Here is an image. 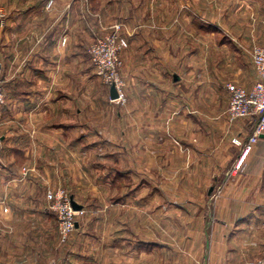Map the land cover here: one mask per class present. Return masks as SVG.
<instances>
[{
	"label": "rangeland",
	"instance_id": "1",
	"mask_svg": "<svg viewBox=\"0 0 264 264\" xmlns=\"http://www.w3.org/2000/svg\"><path fill=\"white\" fill-rule=\"evenodd\" d=\"M50 1L49 11L59 5L58 13L63 14L67 2L53 0L50 6ZM77 1L79 31L89 16L93 22L91 41L78 60L65 65L63 103L56 106L48 98L52 105L47 109L43 0H0V23L13 19L23 27L10 37L8 54L14 51L18 66L12 69L13 80L3 82L6 100L0 104V247L43 244L42 253L15 254L16 260L21 255L28 260L41 257L43 264H218L212 260L217 238L231 231L228 227L222 231L220 220L229 215H221L219 208L235 191V187L229 189L231 184L245 175L246 164L234 172L240 148L232 149L233 164L226 166L216 154L204 157V163L198 156L177 155L170 139L142 140L137 134L141 116L136 106L138 75L142 67L150 68L151 60L138 56L135 38L141 31L152 35L158 23L186 20L183 9L190 0ZM116 23L125 25L129 40L121 68L125 97L120 100L111 97L112 86L96 73L89 54L95 39L110 33ZM231 29L241 36L253 31ZM255 30L257 35L264 33V28ZM197 33L192 30L193 50L205 41ZM237 39L222 49L209 33L207 56L193 55L190 60L180 59L184 42L179 44L181 51L176 44L173 65L193 97L208 85L218 102L228 99L229 107L226 83L241 85L251 80V71L247 76L246 69L257 43H244L238 35ZM5 74L1 70L3 79ZM209 94L211 99L213 94ZM220 114V107L208 109L209 123ZM223 115L228 117V109ZM238 122L244 134L250 132L252 124L244 119ZM59 131L72 134H56ZM141 145L144 154L136 156L135 148ZM217 163L224 164L223 168L216 170ZM206 174L212 186H195ZM259 181L264 182V173ZM55 189H64L77 210H84L67 237L60 234L47 199ZM11 255H0V264ZM263 256L264 252L246 258L242 264Z\"/></svg>",
	"mask_w": 264,
	"mask_h": 264
},
{
	"label": "crops",
	"instance_id": "2",
	"mask_svg": "<svg viewBox=\"0 0 264 264\" xmlns=\"http://www.w3.org/2000/svg\"><path fill=\"white\" fill-rule=\"evenodd\" d=\"M48 1L43 0V97L47 109L52 105L48 98L56 106L63 103L65 98L63 92L67 91L64 83L65 65L68 61L81 57L91 41L90 34L94 27L93 24L90 25L89 16L81 27L82 31H79L80 8L77 0H71L73 2L71 5L69 0H65L67 3L63 7L65 12L63 14L58 13L59 5H54L55 10L49 11ZM190 2L183 9L186 20L174 19L158 23V29L153 31L152 35L141 31L135 38L138 56L142 61L151 60L150 68L142 67L138 75L136 106L141 116L137 134L142 140L145 137L159 141L170 139L173 141L171 149L177 155L198 156L204 163V157L216 154L220 158L223 157L221 161L229 166L233 164L234 157L231 151L236 146L233 139L243 132L240 130V123L230 122L228 117L223 115L228 109V99L218 102L216 93L209 91L208 85L201 86L198 93L192 96V92L185 85V79L179 77L173 65L177 57L176 46L181 41L184 42L180 59L190 60L193 55L207 56V49L211 43L208 40L209 33L216 45L222 49L227 44L237 42V35L239 38L243 37L244 43L264 44V33L257 35L255 30L264 28V0H199L198 3L196 0H190ZM226 2L228 5L223 8ZM13 21L9 19L4 24L0 23V64L2 70L6 71L5 78H2L4 83L13 80L12 69L18 66L14 51L8 54L12 44L10 37L15 32L22 31L23 27ZM234 27L252 28L253 31L241 36L239 31L231 29ZM193 29L198 30L199 36L205 37L203 44L199 43V50H193L191 40ZM178 47L179 50L182 49L180 45ZM250 71L251 80H244L241 84L248 89L252 87L257 77L251 57L246 69L247 76ZM209 93L213 94L211 99ZM218 107L221 114L219 117L213 116L212 118L216 117L217 120L211 124L207 110ZM62 123L59 128L64 130ZM56 134L72 133L59 131ZM120 151L127 152V148L120 147ZM143 152V145L135 148L136 156L143 155ZM217 164L216 170L223 168L224 164L222 166L220 163ZM263 173L264 138L247 158L244 179L234 185L231 184L229 189L235 187V191L223 199L219 208L221 215H229L228 219L220 220L222 231L226 227L231 228V231L227 237L226 233H222V238H217L212 258L216 263L242 264L246 258L264 252V195H262L264 182L259 181ZM205 178L196 180L195 186L201 189L212 186L207 174ZM25 252L42 253L43 244H34L31 247L24 244L0 247V255L12 253L11 258L1 264H43L41 257L39 260H28L21 255L18 260L15 259L16 253Z\"/></svg>",
	"mask_w": 264,
	"mask_h": 264
},
{
	"label": "built area",
	"instance_id": "3",
	"mask_svg": "<svg viewBox=\"0 0 264 264\" xmlns=\"http://www.w3.org/2000/svg\"><path fill=\"white\" fill-rule=\"evenodd\" d=\"M53 0L49 5L53 4ZM129 47L128 34L125 32L123 23L113 25V30L100 36L89 48L90 59L96 73L107 84L114 86L118 97L124 99L125 81L121 74L123 66V54ZM252 66L256 74L250 89L236 82L226 83V91L229 96L228 119L235 122L240 119L247 120L252 124L250 132H240L234 137L233 142L240 148L238 160L234 166V172L244 169L246 161L253 148L259 143L264 134V44L253 47ZM0 64V104L6 100L4 83L1 75ZM47 199L50 208L56 213L58 229L62 236L67 237L77 227V215L84 210H77L71 196L64 189H55L48 192ZM247 264H264V256Z\"/></svg>",
	"mask_w": 264,
	"mask_h": 264
},
{
	"label": "water",
	"instance_id": "4",
	"mask_svg": "<svg viewBox=\"0 0 264 264\" xmlns=\"http://www.w3.org/2000/svg\"><path fill=\"white\" fill-rule=\"evenodd\" d=\"M111 97H112L113 99H115V98L118 97L117 91H116V89H115L114 86H112ZM262 138H264V134L262 135ZM72 202H73V201H72ZM73 205H74V207H75L76 209L79 208V207H77V206L75 205L74 202H73Z\"/></svg>",
	"mask_w": 264,
	"mask_h": 264
}]
</instances>
